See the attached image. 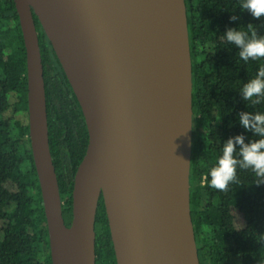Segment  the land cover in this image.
Here are the masks:
<instances>
[{
    "label": "water",
    "instance_id": "95a60500",
    "mask_svg": "<svg viewBox=\"0 0 264 264\" xmlns=\"http://www.w3.org/2000/svg\"><path fill=\"white\" fill-rule=\"evenodd\" d=\"M26 48L29 137L52 264H96L101 196L116 264H201L191 214L193 75L186 0H14ZM37 15L89 143L66 224L50 149Z\"/></svg>",
    "mask_w": 264,
    "mask_h": 264
},
{
    "label": "trees",
    "instance_id": "16d2710c",
    "mask_svg": "<svg viewBox=\"0 0 264 264\" xmlns=\"http://www.w3.org/2000/svg\"><path fill=\"white\" fill-rule=\"evenodd\" d=\"M193 75L191 214L201 264H264V184L237 168L225 190L209 186L224 143L238 135L259 139L238 113H264L240 90L264 68L244 62L224 33L247 30L264 37V17L241 10V0H186ZM237 16L232 21L231 16ZM44 67L50 149L66 224L72 221L74 177L89 133L66 73L34 14ZM239 146H237V152ZM239 159L238 156L235 157ZM96 264H116L101 196L95 222ZM0 264H52L47 219L29 137L26 48L14 0H0Z\"/></svg>",
    "mask_w": 264,
    "mask_h": 264
},
{
    "label": "clouds",
    "instance_id": "9594fccd",
    "mask_svg": "<svg viewBox=\"0 0 264 264\" xmlns=\"http://www.w3.org/2000/svg\"><path fill=\"white\" fill-rule=\"evenodd\" d=\"M241 10L248 12L255 19L264 17V0H241ZM237 21L238 17L230 18ZM228 44L239 50V59L248 62L264 58V37H258L253 25L249 23L247 30L228 28L224 33ZM245 102L254 105L264 103V68H261L256 77L249 80L240 90ZM239 124L259 139L245 142L243 135L228 139L222 148V155L217 165L210 170L209 186L218 190H225L236 177L237 168L250 169L257 178L256 184H264V113H238ZM237 146L239 151L237 152ZM238 156L239 159L235 157Z\"/></svg>",
    "mask_w": 264,
    "mask_h": 264
}]
</instances>
